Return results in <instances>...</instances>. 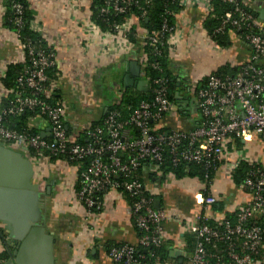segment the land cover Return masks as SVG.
Masks as SVG:
<instances>
[{"label": "crops", "instance_id": "1", "mask_svg": "<svg viewBox=\"0 0 264 264\" xmlns=\"http://www.w3.org/2000/svg\"><path fill=\"white\" fill-rule=\"evenodd\" d=\"M26 2L34 19L42 27L45 45L54 50L57 74L51 85L50 96L53 98L50 100L63 105L65 127L79 132L90 123L102 121L109 110L118 105L122 90L135 89L123 87L126 76L135 82H145L140 47L133 45L125 53L115 50L110 55L102 54L101 41L91 34L86 25L91 17L93 0ZM1 4L5 7V3ZM250 8L258 13L264 10V4H253ZM208 13L206 3L200 0L184 6L178 15L174 46L169 54V64L178 88L175 94L177 104L173 105L171 114L158 122V128L183 133L192 131L199 120L197 100L192 92L194 85L225 64L234 67L249 62L250 48L237 38L232 36L230 45L221 48L210 40L203 27ZM5 14L6 11L0 13V79L8 66H24L23 56L4 25ZM117 46L116 49L125 47L124 43ZM133 65L139 68L138 77L131 76ZM146 88L145 82L143 91ZM8 94L0 83V100L7 98ZM31 126L37 127L40 134L50 136L48 124L44 120L35 121ZM230 147L222 155L211 180L209 194L215 199V207L205 211V217L223 219L252 201V193L232 180V165L244 161L264 167V143L252 136L241 148ZM8 149L17 158L25 159L32 168L29 183L36 189L39 217L38 222L31 224L30 228L38 227L42 230L41 235L52 241L48 253L50 264H114L108 257L109 247L125 244L134 248L138 246L140 233L133 219L132 206L117 189L105 191L102 209L87 215L74 190L77 176L74 167L60 160L53 164L45 162L44 166H40L36 164L37 161H31L25 151ZM3 161L5 168L21 175L20 170L13 166L17 165L13 160ZM150 172H144L142 180L144 188L153 197L152 206L154 201H158V210L166 215L161 228L170 261L165 264H180L186 256L184 239L191 227L200 224L197 217L202 212V185L189 179L167 178L161 182L150 177ZM2 228L4 226L0 224L2 238H6L8 233ZM46 243L43 242L42 246L37 243L31 245V241L21 249L22 241H19L14 248H10L0 237V255L6 257L0 264L9 259L13 249L16 252L13 260L19 257L29 261L40 257L39 254L43 256L46 254ZM41 261L44 262L40 260L38 263ZM251 264H264V243L258 247Z\"/></svg>", "mask_w": 264, "mask_h": 264}, {"label": "built area", "instance_id": "2", "mask_svg": "<svg viewBox=\"0 0 264 264\" xmlns=\"http://www.w3.org/2000/svg\"><path fill=\"white\" fill-rule=\"evenodd\" d=\"M6 1L10 3L14 15L12 19L13 28L7 29V33L19 48L23 56L22 63L24 66L22 73L17 78L19 90L12 94L8 108L0 110V142L10 148H17L25 152L31 149H49L54 156L68 152L77 159L99 154L101 150H95L91 147L82 148L74 144L73 137L69 139L65 137L63 129L64 107L62 104L48 103L43 98H39V95L48 97L52 93L51 86L44 88V84L47 82L46 71L54 65V50L51 46L46 45L45 50L34 51L32 47L22 41L20 30L24 25L22 19L23 6L16 0H0L1 14H4L7 10L6 6L3 7L1 4ZM102 1L101 15H106L108 10L124 15L132 0ZM199 1L182 0L181 3L183 6H187V4ZM202 1L210 9L209 0ZM227 1L235 3L236 0ZM89 19L86 24L87 29L101 41L103 55H110L115 50L125 53L133 47L129 40V32L138 26V21L134 16L128 14L123 23L113 26L109 31L100 30L91 20V17ZM226 27H232L237 31L243 29L249 31L244 38L251 52L249 62L242 66L240 75L230 79L219 80L215 76L209 75L207 89L200 90L198 93L200 99L199 109L202 117L206 119L205 122L192 131L186 133L174 132L167 138L172 142L171 144L178 143V140L183 137L196 144V148L191 154L181 156L184 160L200 162L202 158L205 160L212 157L221 158L226 150V143L229 142L228 136L230 135H233L241 144L248 142L252 136H256L264 143V22L253 14L235 8L232 12L225 13L221 24L213 31V34L224 32ZM28 29L44 40L42 27L35 19L28 23ZM175 34L176 29L167 38L166 41L169 46H174ZM158 35V32L154 34L152 44L158 43ZM135 36L140 48L145 45L148 39L145 31L137 32ZM121 43H124L125 47L116 49L117 45ZM142 59L145 60L143 55H141ZM165 83L163 79L155 80L153 84L156 85V88L153 91L152 103L141 102L133 113L132 120L138 128L143 127V122L149 118L163 119V115L167 116L172 113L173 104L167 96ZM153 106H155L154 111L151 110ZM24 111H36L47 119L49 135L59 142L56 149L47 145L41 136L17 134L1 125L3 118L7 116L15 117ZM35 121V119H31L28 124L32 125ZM84 128L86 129V127ZM111 137L113 140L106 149L111 153V165L116 170L113 173H126L127 167L119 162L116 154L127 147L137 148L140 158L151 157L156 161L161 159L159 147L156 145V143L163 140L161 136H150L142 129L141 138L133 142H129L125 134L122 135L121 141L116 131L111 133ZM63 143H69L68 148ZM39 161L36 164L45 165L46 161L44 159ZM237 163L232 165L233 169L236 168ZM207 165L209 166V163ZM131 166L135 167L137 163L132 161ZM111 173L112 171L110 172L106 166L97 160L88 172L82 175L83 185L78 196L83 201L87 215L93 214L94 211L99 212L102 209V203L93 198L96 192H103L107 187L109 189L117 188V184L110 180ZM122 186L126 192L133 196H138L143 188V185L138 181L125 182ZM241 187L252 193V201L247 206L237 210V224L235 226L232 227L228 222H224V230L227 236L223 237L210 230L203 222L206 218L204 212L215 203V199L207 192L204 184L202 185L201 191L207 193L206 195L201 194L200 197L202 212L197 217L200 224L190 228V233L198 239L201 238L202 241H198L195 251L189 259L190 264H209L203 242L208 241L209 238L227 240L232 235H239L243 238L238 251H229L227 255L228 262H218L216 264H251L253 256L262 241V236L264 237V230L256 227L244 229L241 224L247 218L261 212L264 203L262 198L264 181L260 180L256 184L246 181ZM132 215L136 227L140 231L138 246L146 248L150 245L159 246L164 243L165 235L161 224L166 219V215L163 211L151 208L147 202L138 201L132 205ZM151 225H153L152 229ZM150 231L151 234H149ZM134 251L135 248L130 245L115 246L108 250V257L114 264H133Z\"/></svg>", "mask_w": 264, "mask_h": 264}, {"label": "trees", "instance_id": "3", "mask_svg": "<svg viewBox=\"0 0 264 264\" xmlns=\"http://www.w3.org/2000/svg\"><path fill=\"white\" fill-rule=\"evenodd\" d=\"M23 6L24 25L20 30L22 41L33 48L34 51L45 50V42L42 38L29 31L28 23L34 19L32 11L29 9L26 0H16ZM182 0H132L129 3L126 14L120 15L108 10L106 15L100 14V8L103 6L102 0H93L91 10L92 21L102 31H109L113 26L119 25L124 22L128 14L134 16L138 21V26L135 29L130 30L129 40L132 45L139 46L136 40L135 34L140 31L147 33L148 39L145 45L141 47V53L145 60H141L142 66V77L146 82L145 91H137L135 89H124L120 95V101L117 106H114L105 115L104 119L99 122L90 123L86 129L79 132H74L63 123V129L66 138L73 137L74 144L82 148L91 147L95 150H101L99 154L89 155L81 159H77L68 152L57 154L54 156L49 149L44 150H28V158L35 162L38 160H45L49 164H53L60 160L67 163L76 169L77 176L75 180L74 190L78 196L79 191L82 188L83 180L82 175L86 174L89 168L95 161L102 163L110 172V180L117 184V190L126 198H128L131 206L138 201L147 202L148 205L152 206V195L144 188V182L142 180L143 174L146 171L150 172V177L156 178L163 182L165 179L170 178L173 180H196L207 189L209 193V187L211 180L213 179L216 169L221 163V158L212 157L211 159H201L200 162H192L182 159L183 154H191L196 148V144L191 143L188 138L183 137L178 140V143L170 142L167 138L174 132L158 128V122L162 119L149 118L143 122V127L138 128L133 122V113L137 110L141 102L153 101V91L156 85L153 84L155 80L163 79L165 81L166 92L169 100L173 105L177 104L175 94L178 91L177 85L173 78L172 67L169 64V54L172 51V46L167 44V38L173 33L177 27V19L179 13L183 10ZM264 4V0H236L235 3H229L227 0H209V13L203 22V27L207 32L210 40L218 47H228L230 45V38L233 36L239 41L246 44L244 38L249 33L248 30H235L232 27H226L224 32L213 34V31L221 24L225 13L232 12L235 8L244 10L246 13L253 14L257 18V13L250 8L253 4ZM6 14L4 18V25L8 29L13 28L12 19L14 17L13 11L10 8V3L5 2ZM159 33L157 44H152V38L154 34ZM242 66L223 65L212 72L210 75L215 76L219 80L230 79L240 75ZM23 66L11 65L4 71L3 77L0 79L1 86L9 92L7 98L0 100V110L8 108L9 101L12 98V94L19 90L17 85V78L22 73ZM56 70L54 65L46 71L47 82L44 84V88H48L52 85L55 80ZM209 75L201 79L192 88L194 97L197 100L196 110L199 115L197 126H200L205 122V118L199 109L200 99L198 93L200 90L207 89ZM221 93V92H219ZM39 98H43L46 102H51L50 95L45 97L39 95ZM53 104V103H52ZM151 110H155V106L151 107ZM163 118L166 115L162 116ZM31 119L44 120L46 118L41 116L38 112L24 111L18 116L11 117L7 116L1 121V125L10 131L16 132L17 134H25L29 136H40V131L37 127H30L28 124ZM110 120V121H109ZM64 121V120H63ZM48 124V123H47ZM142 129L150 136H161L162 141L156 143L159 147L160 161H156L151 157H139L137 148L127 147L123 151L118 152L116 157L119 162L127 167L126 173L117 174L113 173L116 170L111 165V153L107 151L106 147L112 142L111 133L116 131L120 140L122 141V135L125 134L128 137L129 142L139 140L142 136ZM44 141L51 148H57L59 142L54 140L52 136L44 138ZM228 143H226V150L233 146L235 149L241 148L242 144L233 136H228ZM63 145L67 146L69 143ZM135 161L137 166L132 167L131 162ZM209 163V166L207 165ZM232 180L236 185H243L246 181H251L256 184L260 180L264 181V167L260 164H247L244 161L238 162L236 168L232 172ZM138 181L143 185L138 196H133L123 189V183ZM109 188L107 187L105 191ZM105 191L96 192L93 198L101 202L102 195ZM207 192L201 191L202 195H206ZM264 201V193L262 194ZM79 198V196H78ZM80 200V199H79ZM81 206L84 209L83 201L80 200ZM212 207V208H211ZM215 203L209 206L210 209H214ZM93 213H98L97 211ZM237 211L231 215L225 216L223 219H217L215 217H208L203 220L204 224L210 228V230L217 232L220 236L226 237L224 230V222H228L230 226L237 224ZM242 228L250 229L253 227L264 230V203L262 210L259 214L253 215L247 218L242 224ZM153 225H151V229ZM138 229V228H137ZM139 230V229H138ZM140 233V231H139ZM151 234V231L149 232ZM186 243V256L180 264H190L189 259L193 255L198 241L194 234L188 233L185 237ZM243 238L239 235L229 236L224 240H217V238H209L208 241L203 242L204 251L209 264H216L218 262H228V252L238 251V247L242 242ZM264 243V237L260 244ZM121 246V245H117ZM115 247V246H112ZM112 247H109L112 248ZM108 249V250H109ZM5 255H0V263L5 260ZM133 264H159L170 261L169 251L166 245V241L159 246L150 245L149 247L143 248L137 246L133 254Z\"/></svg>", "mask_w": 264, "mask_h": 264}, {"label": "water", "instance_id": "4", "mask_svg": "<svg viewBox=\"0 0 264 264\" xmlns=\"http://www.w3.org/2000/svg\"><path fill=\"white\" fill-rule=\"evenodd\" d=\"M257 18L264 22V10H260L257 13ZM132 68L131 76L138 77L139 68L136 65H133ZM144 86L145 82H135L130 76H126L123 79V87L125 88H135L137 91H143ZM40 136L45 138L46 134L41 133ZM3 160H13L17 164H13V166L20 170L21 175H17L15 171L5 168ZM31 174L32 168L30 164L25 159L17 158L8 147L0 142V224L4 226L2 229L8 233L6 238H2V230L0 229V237L6 246L13 242L22 241L21 249L31 241V245L37 243L39 246H42L43 242H47L45 255L39 254L41 255L40 257H34L35 259L32 258L29 261L19 257L13 260V257L16 256V252L13 249L9 259L4 264H50L48 253L50 252L52 241L44 238L41 235L42 230L38 227L30 228L31 224L38 222L39 217V200L36 195V189L29 183V175ZM158 205V201H154L153 208L157 210ZM12 226L16 229H13ZM27 258L29 259V257ZM40 260H44V262L38 263Z\"/></svg>", "mask_w": 264, "mask_h": 264}, {"label": "flooded vegetation", "instance_id": "5", "mask_svg": "<svg viewBox=\"0 0 264 264\" xmlns=\"http://www.w3.org/2000/svg\"><path fill=\"white\" fill-rule=\"evenodd\" d=\"M15 244H16V243H11V244L9 245V247H10V248H14V247H15Z\"/></svg>", "mask_w": 264, "mask_h": 264}, {"label": "rangeland", "instance_id": "6", "mask_svg": "<svg viewBox=\"0 0 264 264\" xmlns=\"http://www.w3.org/2000/svg\"><path fill=\"white\" fill-rule=\"evenodd\" d=\"M27 153V152H26ZM29 153V152H28Z\"/></svg>", "mask_w": 264, "mask_h": 264}]
</instances>
